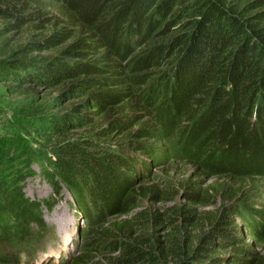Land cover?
<instances>
[{
  "label": "trees",
  "instance_id": "1",
  "mask_svg": "<svg viewBox=\"0 0 264 264\" xmlns=\"http://www.w3.org/2000/svg\"><path fill=\"white\" fill-rule=\"evenodd\" d=\"M0 21V86L36 136L0 153V264L45 229L37 162L85 222L62 264H264V0H0ZM169 157L192 171L142 186ZM176 194L216 209L143 208Z\"/></svg>",
  "mask_w": 264,
  "mask_h": 264
},
{
  "label": "rangeland",
  "instance_id": "2",
  "mask_svg": "<svg viewBox=\"0 0 264 264\" xmlns=\"http://www.w3.org/2000/svg\"><path fill=\"white\" fill-rule=\"evenodd\" d=\"M1 25L0 21V28ZM20 37H23V35H20ZM23 104H25V100L22 96H11L5 88L0 86V153L2 154L10 152V155L16 154L18 156L21 152V145L27 144V142L32 146H36L34 143L36 136L31 128L26 122L20 123L19 119L14 118L15 113ZM82 130L76 128L70 135L76 136ZM19 160L21 159L18 158L15 161L18 163ZM29 168L33 175L27 177L22 183L23 192L31 200L42 201L40 210L42 211L45 229L38 232L36 227H33L34 236L38 232L37 237H35L36 239L33 240L31 246H28L31 249L30 253L21 251L18 255L19 260L22 262V259L25 261L24 263L29 261V264H62L65 260L71 263L81 253L83 243L81 233L85 228V222L74 204L73 196L64 185H60V193L54 192L55 189L46 175L43 174V169L38 162L31 164ZM191 171V167L187 164L185 165V163L169 157L167 161L164 160L159 165L153 164L148 171H144L142 174L144 183L141 185L149 186L158 183L162 187L163 182L159 183L161 178L171 176L178 182L185 179ZM211 181L207 180L206 183ZM171 196L172 198L166 201L143 199V208H153L163 212L172 205L182 204L186 207L190 205L197 211L216 209V206L204 208L192 205L179 194H176L175 197ZM258 201H264V195L259 196ZM48 203H50V207ZM218 203L220 202L218 201ZM124 218L126 217L119 220ZM160 232L162 235L165 233L163 229ZM262 251L264 252V248Z\"/></svg>",
  "mask_w": 264,
  "mask_h": 264
}]
</instances>
